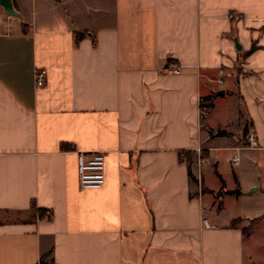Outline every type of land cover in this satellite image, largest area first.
Instances as JSON below:
<instances>
[{"label":"crops","instance_id":"0c3cea01","mask_svg":"<svg viewBox=\"0 0 264 264\" xmlns=\"http://www.w3.org/2000/svg\"><path fill=\"white\" fill-rule=\"evenodd\" d=\"M13 4L21 18L0 6V264H264V0ZM80 151L105 153L102 187L80 188Z\"/></svg>","mask_w":264,"mask_h":264},{"label":"built area","instance_id":"2783aa9c","mask_svg":"<svg viewBox=\"0 0 264 264\" xmlns=\"http://www.w3.org/2000/svg\"><path fill=\"white\" fill-rule=\"evenodd\" d=\"M6 18H9L7 16ZM4 16L0 15V27H2L6 21ZM173 73H180V67L173 65ZM47 71L45 69H37L35 71L36 84L42 87L46 83ZM219 83H223L222 80H218ZM210 114V104L207 101H200L199 103V115L201 120L208 118ZM245 138L249 146H256L257 137L255 133L249 129L245 135ZM239 158L234 157L233 163H238ZM208 158L204 155L203 150L199 149V163L201 165L207 164ZM79 186L81 189H97L102 187L106 182L107 177V163L106 156L103 151H80L77 154ZM50 214H45L42 219H49ZM206 227H210L209 219H204Z\"/></svg>","mask_w":264,"mask_h":264},{"label":"rangeland","instance_id":"374dc122","mask_svg":"<svg viewBox=\"0 0 264 264\" xmlns=\"http://www.w3.org/2000/svg\"><path fill=\"white\" fill-rule=\"evenodd\" d=\"M206 120V119H205ZM218 171L223 174L225 177L230 179V175H232V165L227 164L226 157L224 159H220V164L218 167ZM208 180L211 186H215L216 182L219 183V178L216 176L215 169L212 166H208Z\"/></svg>","mask_w":264,"mask_h":264},{"label":"water","instance_id":"95a60500","mask_svg":"<svg viewBox=\"0 0 264 264\" xmlns=\"http://www.w3.org/2000/svg\"><path fill=\"white\" fill-rule=\"evenodd\" d=\"M0 6L4 8V12L7 15H13L15 17L21 18V14L16 10L13 4V0H0ZM241 49V47H238ZM224 94V91H218L217 95ZM220 134H224V131H222Z\"/></svg>","mask_w":264,"mask_h":264},{"label":"trees","instance_id":"16d2710c","mask_svg":"<svg viewBox=\"0 0 264 264\" xmlns=\"http://www.w3.org/2000/svg\"><path fill=\"white\" fill-rule=\"evenodd\" d=\"M247 129L245 130V133H244V136L246 135V133H247ZM187 152L185 153V155H186V158H185V160H186V162L189 164V166H190V163H191V158L190 157H188L187 158ZM181 158H182V155H181ZM231 194H239L240 193V191L239 190H236V191H233V192H230ZM44 215V213H42L41 212V216H43Z\"/></svg>","mask_w":264,"mask_h":264}]
</instances>
